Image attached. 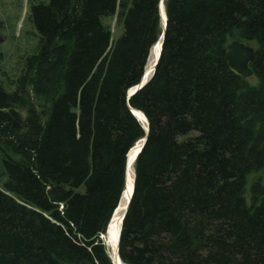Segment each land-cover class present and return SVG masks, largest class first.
Wrapping results in <instances>:
<instances>
[{
  "label": "trees",
  "instance_id": "trees-1",
  "mask_svg": "<svg viewBox=\"0 0 264 264\" xmlns=\"http://www.w3.org/2000/svg\"><path fill=\"white\" fill-rule=\"evenodd\" d=\"M39 38L0 84V264H264V0H27ZM108 18V20H105ZM122 33L115 37L111 20ZM4 36L0 30V44ZM254 47L252 75L227 64ZM250 174H256L246 189Z\"/></svg>",
  "mask_w": 264,
  "mask_h": 264
},
{
  "label": "rangeland",
  "instance_id": "rangeland-1",
  "mask_svg": "<svg viewBox=\"0 0 264 264\" xmlns=\"http://www.w3.org/2000/svg\"><path fill=\"white\" fill-rule=\"evenodd\" d=\"M27 13V0H0V30L4 36L0 44V84L9 89L13 88V82L19 77L23 55L33 52L38 43L39 35ZM111 24L114 36H119L122 25L117 27L114 19ZM255 176H248L246 189Z\"/></svg>",
  "mask_w": 264,
  "mask_h": 264
},
{
  "label": "water",
  "instance_id": "water-1",
  "mask_svg": "<svg viewBox=\"0 0 264 264\" xmlns=\"http://www.w3.org/2000/svg\"><path fill=\"white\" fill-rule=\"evenodd\" d=\"M163 5H164V0H159L158 6H159V12H160L161 21H162V31H161V34H160V36L158 37V39H157V41L155 43V44H158V52H157V54L155 56V60H154L153 64L149 68H147V67L145 68L144 73H143L139 83L136 84L135 86H133L132 88H130L127 91V97H130L134 92H136L138 89H140L148 81V79L150 78V76H151V74H152V72H153V70L155 68V65H156V63L158 61V58H159V55H160V52H161V48H162V42H163L164 34H165V27H166V23H167V17H166L165 10L162 13ZM162 14H163V17H162ZM152 47H151V49H152ZM225 58H226L227 64L230 67V69L233 72H235L236 74H238L239 76L245 78V77H250L252 75V69L250 67V63H251V61L254 58V47L251 44L245 43V42L239 41V40L230 41L227 44L226 49H225ZM130 110H131L132 114L142 123V125L145 126L146 134L144 135L143 138L140 139V141H137L128 150V152L126 154L125 185H124V189L122 191V194L120 196V199H121L122 195H124L125 191L128 190V170L130 168V165L134 162L137 154L140 152L142 146L145 143V140H146L147 134H148V119H147L146 115L141 110H139L137 108H134L132 106H130ZM141 118L144 119L145 124L143 123ZM134 146H138V149L134 153V155L132 157H130L129 152ZM133 183H134V175L132 177L131 189L129 191L128 197L126 198V203H125L124 210H123V212H122V214L120 216V219H119V221L121 223H122V220H123L124 215L126 213L130 198L132 196ZM115 210H114V212H115ZM121 223H120L119 231H118V235H117L116 250H115L114 256H112L111 253L108 250L109 256H110L111 261H112L113 264H124L122 262V260L120 259V256H119V238H120V231H121ZM107 232H108V225H107L105 233H107ZM105 233L98 232L96 234V236L98 238L102 239L105 242V244H106V241L104 239Z\"/></svg>",
  "mask_w": 264,
  "mask_h": 264
},
{
  "label": "bare ground",
  "instance_id": "bare-ground-1",
  "mask_svg": "<svg viewBox=\"0 0 264 264\" xmlns=\"http://www.w3.org/2000/svg\"><path fill=\"white\" fill-rule=\"evenodd\" d=\"M164 11V5L162 7V13ZM163 17V14H162ZM158 52V44H155L152 49L150 50L149 56H148V62H147V68H149L154 60H155V56ZM141 120L143 121V123L145 124V121L143 118H141ZM140 141V140H138ZM138 146H134L130 152L129 155L130 157H132L134 155V153L137 151ZM134 175V169H133V163L130 165V168L128 170V190L125 191L124 195H122L118 206L116 207L115 212L113 213L112 217L109 220V224H108V232L105 234L104 239L106 241V244L108 246V250L111 253L112 256H114L115 254V250H116V241H117V235H118V231H119V226H120V216L124 210L125 207V203H126V198L129 195V191L131 189V182H132V177ZM121 210V212H120Z\"/></svg>",
  "mask_w": 264,
  "mask_h": 264
}]
</instances>
